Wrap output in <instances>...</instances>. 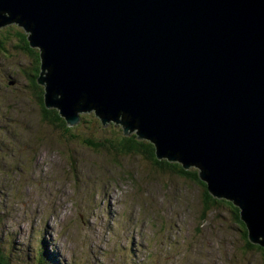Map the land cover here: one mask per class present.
<instances>
[{
  "label": "water",
  "instance_id": "95a60500",
  "mask_svg": "<svg viewBox=\"0 0 264 264\" xmlns=\"http://www.w3.org/2000/svg\"><path fill=\"white\" fill-rule=\"evenodd\" d=\"M40 55L47 108L197 166L264 248V0H0Z\"/></svg>",
  "mask_w": 264,
  "mask_h": 264
},
{
  "label": "rangeland",
  "instance_id": "374dc122",
  "mask_svg": "<svg viewBox=\"0 0 264 264\" xmlns=\"http://www.w3.org/2000/svg\"><path fill=\"white\" fill-rule=\"evenodd\" d=\"M7 56L0 57V249L11 264H39L41 255L40 264H264L227 209L213 206L202 218L200 182L159 171L140 153L116 156L60 139L20 72L22 56L13 49Z\"/></svg>",
  "mask_w": 264,
  "mask_h": 264
},
{
  "label": "trees",
  "instance_id": "16d2710c",
  "mask_svg": "<svg viewBox=\"0 0 264 264\" xmlns=\"http://www.w3.org/2000/svg\"><path fill=\"white\" fill-rule=\"evenodd\" d=\"M11 49L17 51L22 56L21 59H23V62L19 65L20 72L25 76L28 87L38 96L35 100H37L43 119L54 131L57 130L59 132L58 137L60 139L79 141L87 144L92 149L104 150L106 153L116 156L124 153L135 155L140 153L144 155L147 163L157 166L159 171L177 173L181 176L188 177L192 182H200L203 188V195L207 198L206 202L203 203L202 218H204L203 215L213 210V206L219 205L222 206L223 209H227L234 222L237 224L239 232L243 234L247 246L257 248L264 256V248L258 244H251L247 239V228L244 222L239 218L238 207L226 198L212 196L207 189L206 183L199 180L198 171L185 170L179 162L169 161L165 157L159 159L155 152V145L152 142L145 139H138L135 132L125 135L121 126L118 125V128H115L112 122L103 126L94 112L80 116L79 124L86 132L85 135H87V137L85 138L81 136V134H75V132L72 131L76 128V125L69 126L66 120L59 114L57 108H47L44 103L43 87L36 81V77L40 73L41 63L39 50L30 46L27 33L22 26L15 23L0 28V57L6 59L8 57V50L10 51ZM42 257L43 255H41V259ZM41 259L39 257V264L42 263ZM0 264H11L8 257L2 254L1 249Z\"/></svg>",
  "mask_w": 264,
  "mask_h": 264
},
{
  "label": "bare ground",
  "instance_id": "6f19581e",
  "mask_svg": "<svg viewBox=\"0 0 264 264\" xmlns=\"http://www.w3.org/2000/svg\"><path fill=\"white\" fill-rule=\"evenodd\" d=\"M9 83H11V82H9Z\"/></svg>",
  "mask_w": 264,
  "mask_h": 264
}]
</instances>
